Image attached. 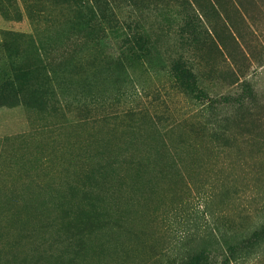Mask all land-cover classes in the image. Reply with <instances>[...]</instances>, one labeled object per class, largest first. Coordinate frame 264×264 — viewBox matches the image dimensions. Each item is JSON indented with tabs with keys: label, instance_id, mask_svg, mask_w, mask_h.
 Here are the masks:
<instances>
[{
	"label": "rangeland",
	"instance_id": "374dc122",
	"mask_svg": "<svg viewBox=\"0 0 264 264\" xmlns=\"http://www.w3.org/2000/svg\"><path fill=\"white\" fill-rule=\"evenodd\" d=\"M90 1L0 0V264H264V0Z\"/></svg>",
	"mask_w": 264,
	"mask_h": 264
},
{
	"label": "trees",
	"instance_id": "16d2710c",
	"mask_svg": "<svg viewBox=\"0 0 264 264\" xmlns=\"http://www.w3.org/2000/svg\"><path fill=\"white\" fill-rule=\"evenodd\" d=\"M73 2L76 6V23L74 24L73 29L79 28L82 24H88L89 26L93 27L95 26L96 21L105 18V10L100 6H97L96 4L91 3L90 0H73ZM136 40L137 45L140 48H143L144 41L142 40L141 34L138 35V39ZM35 68H39L37 64ZM173 70L176 80L181 85L186 86V88H188L192 92L198 90V81L196 79L195 73L193 72L191 67H189L187 63H185V61H182L181 59L178 60L174 65ZM45 83H47L46 79L36 82L18 81L17 84L6 82L4 84V89L2 90L13 89V91H16L18 93H21L22 91H31V93H42L43 96L45 93H49V87L44 89V87L46 86ZM263 235L264 227L262 228V231L260 233H255L252 235V237L249 238L252 240L256 238L258 239ZM228 248L229 254L233 255L236 251V248L234 246H229ZM227 262H229L228 256H226L225 261L221 262L220 264H225ZM182 264H217V262L213 258H211L210 253L207 252L206 249H200L188 254V256L183 259Z\"/></svg>",
	"mask_w": 264,
	"mask_h": 264
}]
</instances>
